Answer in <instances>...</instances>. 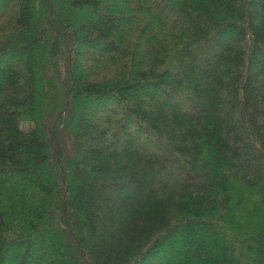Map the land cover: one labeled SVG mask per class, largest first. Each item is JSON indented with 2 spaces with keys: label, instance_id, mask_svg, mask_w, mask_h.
<instances>
[{
  "label": "trees",
  "instance_id": "1",
  "mask_svg": "<svg viewBox=\"0 0 264 264\" xmlns=\"http://www.w3.org/2000/svg\"><path fill=\"white\" fill-rule=\"evenodd\" d=\"M39 251L264 264V0H0V264Z\"/></svg>",
  "mask_w": 264,
  "mask_h": 264
},
{
  "label": "rangeland",
  "instance_id": "2",
  "mask_svg": "<svg viewBox=\"0 0 264 264\" xmlns=\"http://www.w3.org/2000/svg\"><path fill=\"white\" fill-rule=\"evenodd\" d=\"M84 58H87V56L86 57H84ZM98 116V114L97 113H89L88 115H87V117L88 118H90V119H92V118H94V117H97ZM132 142H134L133 140H132ZM152 146L151 147H156L157 146V144H151ZM42 252V251H41ZM40 251L37 253V254H35V256H34V258L32 259V260H30L29 261V264H36L37 262H38V257L37 256H39V254L41 253ZM57 264H64V259H62V256L60 257V259L59 260H57Z\"/></svg>",
  "mask_w": 264,
  "mask_h": 264
}]
</instances>
